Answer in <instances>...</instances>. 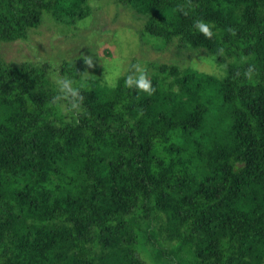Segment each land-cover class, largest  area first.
Masks as SVG:
<instances>
[{
    "label": "trees",
    "instance_id": "1",
    "mask_svg": "<svg viewBox=\"0 0 264 264\" xmlns=\"http://www.w3.org/2000/svg\"><path fill=\"white\" fill-rule=\"evenodd\" d=\"M91 1L0 0V264H264V0H117L215 65L142 49L114 83L99 71L120 28L96 43L62 25ZM46 25L71 51L4 59ZM138 69L151 95L126 85Z\"/></svg>",
    "mask_w": 264,
    "mask_h": 264
},
{
    "label": "rangeland",
    "instance_id": "2",
    "mask_svg": "<svg viewBox=\"0 0 264 264\" xmlns=\"http://www.w3.org/2000/svg\"><path fill=\"white\" fill-rule=\"evenodd\" d=\"M93 12L90 17L87 19L81 20L78 23H67L62 24L64 30L71 37L73 35L80 34L84 30H90V39L95 40L96 43L108 37L113 31L112 29H105L106 27L115 28L116 26L120 28V33L117 34V40H113L114 44H109L114 51V59H103L104 61V70L99 71L100 75H103L107 78L106 80L114 83L116 79L120 76L119 73L126 72L134 61V56L138 51H147L148 59L150 60H160L159 62H177L179 65L184 67L186 61H190L197 65L208 64L206 66L208 70H211L213 66V59H207L205 56H188L192 52L189 48H182L178 51L173 45L168 46L165 41L159 37H151L148 35H142L144 31V20L143 18L137 17L135 12L128 8L127 4L119 3L117 0H92L91 1ZM62 26V28H63ZM52 25L44 26L45 33L39 34L35 33L29 41L18 40L12 43H3L1 50L3 57L6 61L13 62H22L25 60H36L38 55H45V57H53L58 55L60 50L71 51L68 45L69 44L63 39V35L59 33L61 29L60 26L55 28L57 29V34L51 37V28ZM65 34V33H64ZM66 35V34H65ZM148 38L150 43L148 44ZM71 44L73 46L79 45L76 41H73ZM114 45V46H112ZM152 45L156 47L151 48ZM99 47V46H97ZM108 47V46H106ZM116 47V49H115ZM105 46L101 49L96 50V54L101 57H106L104 52ZM69 55V53H67ZM137 55H142L138 52ZM136 55V56H137ZM87 57L92 59L91 54H88ZM144 58V57H142ZM204 60L206 63L201 61ZM91 61V60H90ZM95 62H92L94 64ZM215 65V64H214ZM137 66H140L139 64ZM141 67V66H140ZM91 69V67L89 68ZM212 71V70H211ZM89 72V73H88ZM86 74H95L94 70L88 71Z\"/></svg>",
    "mask_w": 264,
    "mask_h": 264
},
{
    "label": "clouds",
    "instance_id": "3",
    "mask_svg": "<svg viewBox=\"0 0 264 264\" xmlns=\"http://www.w3.org/2000/svg\"><path fill=\"white\" fill-rule=\"evenodd\" d=\"M194 27L201 33H203L206 37H211L213 35V33L209 30V27L204 24L201 21H196ZM89 65L91 64V62H88ZM140 74L136 77H132L129 76L127 81H126V85L128 87H133L135 86L136 88L148 93L149 95H151L155 89L151 86V82L147 79L146 77V73H144L143 70H139ZM59 88L60 91L63 92L64 94H71L73 97L78 95V90L73 88L71 86V82L67 81V80H63L59 82Z\"/></svg>",
    "mask_w": 264,
    "mask_h": 264
}]
</instances>
